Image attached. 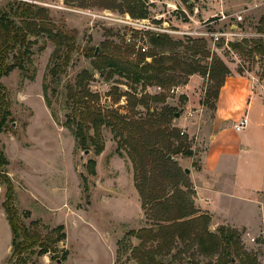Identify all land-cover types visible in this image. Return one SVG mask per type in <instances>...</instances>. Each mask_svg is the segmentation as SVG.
<instances>
[{"label":"rangeland","instance_id":"1","mask_svg":"<svg viewBox=\"0 0 264 264\" xmlns=\"http://www.w3.org/2000/svg\"><path fill=\"white\" fill-rule=\"evenodd\" d=\"M10 1L19 0H0V5L4 6ZM185 1L148 0L146 5L149 14L144 21L120 13L118 6L121 0L35 2L48 11L56 25L76 31L75 49L68 66L49 84L50 108L46 106L41 87L53 50L50 42H47L44 50L33 56L35 75L32 81L26 78L31 74L32 67L25 73L14 70L2 78L10 116L5 131L0 134V149L7 153L10 169L16 175L18 188L14 190L19 198L22 192L18 189H25L20 180L23 174L31 177L34 188L44 197L52 195L54 188L66 189L68 192L67 202L57 210L49 209L47 205L42 206L41 203L27 204L24 201L21 205L16 200V194L14 197L20 222L28 229L38 232L41 237H48L57 225H64L67 240L57 245V251L52 250L54 252L46 255L49 264H136L129 256L130 248L137 246L139 240L128 237V233L155 227L157 224L149 220L146 211L136 203L138 192L134 187L132 165L127 159L120 137L111 128L102 127L99 138L103 144L102 153L96 156L95 148L91 146L89 154L84 155L81 149L75 148L73 135L64 127L71 116V110L66 107L67 88L75 87L81 72L93 74L84 83L92 94L97 95L96 105L107 108L111 113L120 114L126 120L145 119L152 111L159 113L164 106L174 109V114L179 113L178 117L174 115L168 128H177L181 139H171L170 142L173 148L181 142L184 148L188 146L194 153V164L188 167L189 171L198 166L210 134L216 137V144L235 148L242 137L257 133L254 127L256 122L264 125V55L254 47V42L264 44V0H189L187 4ZM107 13L112 14L111 20L106 19ZM150 34L167 35L175 43L173 48L171 46L172 51L166 53L171 56L167 66L172 68L168 71L172 82L143 89L141 84L135 85L130 76L114 74L107 79L108 70L101 73L93 69V64L101 53L129 62L144 58L145 62L150 63L152 58L147 55L155 52L149 43ZM194 42L201 47V52L196 56L188 50ZM41 44L40 41L34 50ZM142 48H145L144 52ZM92 49H97V53L93 57L87 56ZM217 61L228 69V78L243 79L242 83L235 84L236 87L242 89L244 94L247 91L251 93L245 102L240 103L235 97L227 100L236 111L231 119L219 125H215V122L212 124L214 111L210 104L213 103L211 95L216 89V82L209 77L210 69ZM176 62L198 66L200 70L186 75L183 69L175 65ZM207 90L210 93L208 100L205 99ZM160 95L165 97L163 103H153L149 99ZM221 111L227 113L225 108H221ZM243 118H246L245 127L236 131L233 124L239 123ZM173 158L185 176L183 180L190 185L189 174L184 173L185 167L180 161L185 157L176 154ZM91 160L95 162L94 176L87 168V163ZM257 160L264 163V146L259 150ZM5 170L7 171V167ZM125 171L127 178L132 177L135 191L129 179L128 182L125 178L123 180ZM119 174L121 179L117 184L108 183V179H116ZM1 183L0 180V264H12L9 261L11 234L1 207L5 187ZM178 187L182 193H175L173 199L187 203L191 201L195 208V194H191L182 185ZM102 195L112 199H122V195L129 196L131 201L110 199L100 203ZM52 197L57 202L64 198L59 191ZM262 199L264 201V196ZM27 206L31 207L33 217L31 211L26 209ZM80 211L87 212L82 215V221L76 216ZM27 212L29 215L25 216ZM63 213L67 214L64 219L61 218ZM218 226L225 225L215 226L210 218L207 230L217 235ZM236 230L240 234L243 248L256 255L258 264H264L262 235ZM251 237L255 238L254 243H250ZM184 246L178 241L177 248L171 255L183 251ZM196 250L197 245H192L181 255L180 260L172 264H209L217 259L204 258ZM69 252L68 261L57 263L56 258L65 253L67 260ZM171 255L167 260L170 261ZM25 256L34 264H42L44 260V257L37 258L36 255Z\"/></svg>","mask_w":264,"mask_h":264},{"label":"trees","instance_id":"2","mask_svg":"<svg viewBox=\"0 0 264 264\" xmlns=\"http://www.w3.org/2000/svg\"><path fill=\"white\" fill-rule=\"evenodd\" d=\"M38 1L41 0L10 1L4 6L0 5V133L5 131L10 116L2 78L7 77L14 70L25 73L32 67L31 74L26 76L32 81L35 75L33 56L44 50L47 42H50L53 50L41 86L43 99L47 108H50L49 84L55 81L68 66L75 49L76 31L56 25L48 11L35 3ZM188 1L186 0L185 3L187 4ZM147 2L148 0H121L118 7L120 13L128 14L136 20H145L149 14ZM187 7L192 8V6ZM40 41L41 46L34 50ZM149 43L155 50L154 53L147 55L152 58L150 63L145 62L144 58L129 62L101 53L97 56L93 69L101 73L108 70L107 79L114 74L130 76L132 82L135 85L141 84L143 89L151 85L160 87L172 82L173 79L168 75V71L172 68L167 66L171 56H167L166 53L172 51L175 43L164 34H150ZM254 44L255 50L264 55L263 42L258 41ZM188 50L196 56L201 52V47L194 42ZM94 55L95 49H92L87 56ZM175 65L183 69L186 75L200 70L198 66H187L184 63L176 62ZM201 73L205 74L203 71ZM92 75L83 71L79 74L75 87L68 86L66 107L71 110V116L66 120L64 127L73 135L75 148L85 151L93 146L96 156L103 151V144L99 139L102 127L111 128V131L120 137L127 159L132 165L134 187L140 197L141 208L146 211L149 220L157 223L155 227L128 233V237L139 240L137 246L130 248L129 257L136 264H172L180 260L181 255L192 245H197L198 255L207 259L217 257L214 263L209 262V264H258L256 255L243 248L240 234L236 229L218 226L216 228L218 234H212L207 230L210 223L209 216L198 214L191 201L187 203L173 199L175 193H182L178 187L180 185L194 194L191 186L183 180L185 176L177 167L175 160L168 159V156L173 158L176 154H181L185 158L194 155L192 150L188 146L184 148L181 142L176 148L172 147L171 139L176 141L181 139L177 128H168L175 110L164 106L159 113L152 111L145 119L126 120V117L96 105L97 95L92 94L84 83ZM228 75V69L220 61L215 62L210 69L209 77L216 82V89L211 95L213 103L210 104L213 111L219 90ZM209 98L210 93L207 90L205 99ZM149 99L153 103H163L165 97L160 95ZM52 118H55L54 114ZM7 165L8 160L0 149V180L5 187L1 207L11 232L9 261L12 264H34L24 255H36L40 258L54 252L52 250L57 251V245L65 239L64 228L58 225L51 230L53 235L41 237L38 232L28 229L20 222L14 204L13 183L5 170ZM87 168L94 176L93 160L87 163ZM168 189L171 190L170 193ZM28 215V212L25 213V216ZM178 241L185 245L184 250L171 255L177 248ZM170 255L169 261L167 258ZM56 259L65 261L66 253Z\"/></svg>","mask_w":264,"mask_h":264},{"label":"crops","instance_id":"3","mask_svg":"<svg viewBox=\"0 0 264 264\" xmlns=\"http://www.w3.org/2000/svg\"><path fill=\"white\" fill-rule=\"evenodd\" d=\"M237 82L242 83L243 79L240 77H227L225 79L224 85L219 90L218 98L215 103L212 124L215 122V125H219L233 117L236 108L232 107L227 100L235 97V99H238L241 103L245 102L246 97L251 95L249 91L244 94L242 89L236 87L235 84ZM221 108H225L227 113H222ZM254 127L256 128L257 133L255 135L242 137L240 143L235 148L232 146L221 145V143L220 145L216 144V137H213V135L210 134L206 148L201 154L198 166L196 168L192 167L191 171H189L188 177L191 189L195 194V209L198 211V214L209 216L215 226L225 225L234 229H242L251 233L257 232L259 235H263L264 201L262 197L264 196V163L257 159L259 157V150H262V146H264V125L262 122H256ZM4 154L8 160L6 173L11 179L15 189L17 187L15 179L16 175L12 169H10V161L7 157V153L4 152ZM194 158L195 155L180 160L185 167L184 170L188 169L191 165L193 166ZM120 175L121 174H119L116 179H108V183L117 184L121 179ZM127 177L128 174L126 171L125 174L123 172V180L126 179L128 182L129 178ZM131 179H129L130 182ZM20 180L25 186L23 191L18 189L19 192H22L21 198L17 196L15 190L14 193L17 197L16 200H19L21 205L24 201L27 202V204H29V202L32 204L41 203L42 206L47 205L49 209L57 210L62 208L65 202H67L68 192L66 189L62 190L60 188L57 190V188H54V191L51 192L52 195L58 191L60 195L61 193L63 194L64 198L57 202L52 195L44 197L37 188H34L30 176L23 174L22 177L20 176ZM131 185L132 189H134L133 182H131ZM99 186L102 188L100 184ZM122 197V199L117 197L112 199L102 195L100 196V203L110 199L131 201V197L129 196L122 195ZM136 197L138 199L136 203L140 208L141 203L137 193ZM26 209L29 212L31 211V216L33 217L31 207L27 206ZM80 212L81 213L76 214V216L82 221V215H86L87 212ZM66 215L67 214L63 213V217L61 218L64 219ZM59 225H62L65 230L63 224ZM65 239L67 240V235H65ZM113 254H115V248ZM43 257L44 260L42 264H49V259L46 255ZM69 258L70 252L67 260L63 261V263L68 261Z\"/></svg>","mask_w":264,"mask_h":264},{"label":"built area","instance_id":"4","mask_svg":"<svg viewBox=\"0 0 264 264\" xmlns=\"http://www.w3.org/2000/svg\"><path fill=\"white\" fill-rule=\"evenodd\" d=\"M112 14L111 13H107V14H105V17H106V19H109V20H111L112 18ZM238 19H240V17H238ZM142 21H144V20H142ZM145 51V48H142V52H144ZM158 90H160V88H157ZM171 92H173V91H171ZM245 125H246V118H243L242 119V121H240L239 123H237V124H234V129L236 130V131H241V130H243V128L245 127ZM262 237L264 238V234L262 235ZM255 242V238L254 237H251L250 238V243H254Z\"/></svg>","mask_w":264,"mask_h":264},{"label":"water","instance_id":"5","mask_svg":"<svg viewBox=\"0 0 264 264\" xmlns=\"http://www.w3.org/2000/svg\"><path fill=\"white\" fill-rule=\"evenodd\" d=\"M95 53H97V49L95 50ZM174 115H175V117H178V116H179V113H176V114H174ZM83 153H84V155H88V154H89V150H85V151H83ZM168 159H173V160H175V159L172 158L171 156H168ZM184 172H185V174H189V170H188V169H185ZM60 262H61L60 260H57V263H60Z\"/></svg>","mask_w":264,"mask_h":264}]
</instances>
